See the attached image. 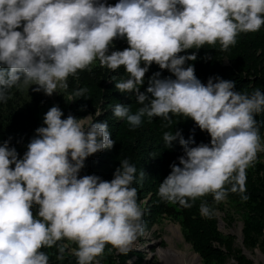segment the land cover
<instances>
[{"label":"clouds","instance_id":"clouds-1","mask_svg":"<svg viewBox=\"0 0 264 264\" xmlns=\"http://www.w3.org/2000/svg\"><path fill=\"white\" fill-rule=\"evenodd\" d=\"M262 27L264 0H0V103L13 88L67 92L68 78L91 71L96 61L113 73L123 67L126 78L111 80L119 92L135 93L142 107L132 113L118 103L114 117L135 129L144 117L169 127L183 116L211 137L210 144L190 146L180 131L163 133L164 146L179 139L185 155L159 184L161 200L191 208L190 200L211 195L220 204L231 192L247 201L246 170L264 153L256 119L264 91H237L222 78L204 84L193 65L185 66L197 55L181 53L217 43L226 52L240 34ZM117 39L128 47L111 50ZM154 63L175 78L157 71L141 91ZM87 91L76 89L66 100ZM63 116L58 106L47 111L46 126L36 129L22 158L10 140L0 143V264H50L42 249L53 247L57 261L72 255L76 264H100L107 246L127 254L144 234L134 164L121 160L110 181L80 176L88 157L114 147L107 120L86 126L92 116ZM145 175L139 173L141 181ZM199 212L215 215L207 201Z\"/></svg>","mask_w":264,"mask_h":264},{"label":"trees","instance_id":"trees-1","mask_svg":"<svg viewBox=\"0 0 264 264\" xmlns=\"http://www.w3.org/2000/svg\"><path fill=\"white\" fill-rule=\"evenodd\" d=\"M117 2L118 0H107V3L111 5ZM259 49L264 53V27L259 32L240 34L237 38V44L230 47L226 52L221 51L220 45L217 43L215 46L205 45L199 50L191 49L186 53H181V55L193 53L197 55L195 61H188L185 66L193 65L197 78L204 84H207L210 78L214 81L217 78H222L233 81L237 91L251 93L254 88L264 91V69L260 64L259 54H256ZM224 59H227L228 62L224 63ZM157 71L162 70L154 63L146 74L145 84L141 91H146L148 78ZM113 76L117 80L126 78L123 67L117 73H113L107 68L98 74L80 73L76 81L69 84L67 90L70 95L76 89H88L83 98H76V100L68 102L64 113L65 118L68 115L84 118L91 114L93 116L91 122L107 120L111 139L115 141L112 149H105L88 157L80 176L97 175L110 181L114 178V172L120 166V161L128 159L137 168L136 182L133 186L138 189V201L144 209L145 229L154 224L159 216L165 214L179 221L185 240L200 255L203 264L212 261L215 264H226L228 256L233 252L239 254L236 255V258L240 264H253V260L242 253L241 247L233 246L231 236L226 239L220 237L215 215L211 219L200 215L199 206L201 202L207 201L211 207H214L211 195L198 198L194 202L190 200L189 203L193 204L191 208L169 204L158 196L159 184L172 170L170 165L179 164L178 158L185 155L179 139L173 142L172 148H166L162 138L163 133L165 131L173 133L180 131L183 137L190 141V146H198L201 143L210 144V135L206 131H202L191 118L183 116L173 117L169 127H164L167 121L162 118L156 117L149 122L148 118L144 117L142 125L132 129L126 121L119 120L112 115V108L121 103L130 106L131 112L135 113L142 105L137 103L135 93H121L116 90L115 81L111 80ZM162 76L175 78L167 70L162 71ZM15 90L16 88H13L11 93ZM6 104L0 103V111ZM97 110L102 113L98 117L96 116ZM256 119L262 135L264 132V112L257 114ZM192 140L195 141L194 144L191 143ZM27 145L21 144V146L14 147L21 158L27 151ZM263 167L264 165L258 156L254 165L246 170L245 194L249 199L243 202L247 204L250 210L243 227L246 246L255 244V239L263 233L264 181L258 177ZM141 171L146 173L143 181L139 178ZM257 181L260 182V186H258ZM228 197L241 200L239 193L229 192ZM214 242L223 245L224 249L215 245ZM71 247L75 248L76 245L73 244ZM42 250L49 254L50 264H76V258L72 255H67L63 261H57L55 259L57 254L55 247ZM131 252L132 250L123 254L109 245L106 247L103 257L100 258V262L123 264L131 256ZM141 258L142 256L139 260Z\"/></svg>","mask_w":264,"mask_h":264},{"label":"rangeland","instance_id":"rangeland-1","mask_svg":"<svg viewBox=\"0 0 264 264\" xmlns=\"http://www.w3.org/2000/svg\"><path fill=\"white\" fill-rule=\"evenodd\" d=\"M114 43L115 47L111 50H123L128 47L125 39H117ZM256 54H259L261 59L260 64L264 69V53L259 49ZM227 62L228 60L224 59V63ZM103 70L104 68L99 67V62L96 61L91 66V71L85 70L78 72L76 77L70 76L68 78V84L76 81L80 73L98 74ZM35 87L33 85L31 89H16L11 93V99L0 111V143L10 140L9 147L28 144L36 135V129L41 126H46L43 124V118L51 107L58 106L65 113L66 106L69 102L66 100L69 95L68 92H57L52 96H47L43 92H35L33 90ZM88 116L92 115L88 114L85 117ZM62 118H65V115ZM90 122L89 120H85V125ZM261 136L264 138V132ZM258 156L264 165V153H260ZM258 177L264 181V167L259 172ZM257 184L258 186L261 185L259 181H257ZM213 208L215 209L220 237L226 239L231 236L233 238V246L236 248L241 247L242 253L246 257L251 258L253 264H264V228L263 233L255 239V244L251 246L244 244L243 227L250 212L247 204L239 199L227 197L226 201L220 204L214 203ZM170 225H178L180 227L182 239L172 237V241L170 240L172 236V233L168 230ZM214 243L224 249L223 245L218 242ZM174 245L178 249L185 251L189 250L188 245H190L192 252L198 255L192 249L191 244L185 240L179 221L174 217L163 214L148 229H145L144 234L134 243L131 256L123 264H177L173 257L163 255L164 251L169 250ZM236 255L239 254L236 252L230 254L226 264H240ZM140 256H142L141 260H139ZM199 258L200 264H203L201 257ZM100 264L115 263L102 261ZM208 264L215 263L212 261Z\"/></svg>","mask_w":264,"mask_h":264},{"label":"bare ground","instance_id":"bare-ground-1","mask_svg":"<svg viewBox=\"0 0 264 264\" xmlns=\"http://www.w3.org/2000/svg\"><path fill=\"white\" fill-rule=\"evenodd\" d=\"M168 230L172 233L170 237L172 241V237L177 239H182V233L180 227L178 225H170ZM188 251L183 249H178L175 245L171 247L169 250L164 251V256L173 257L177 264H200V258L198 255L192 252L190 245H188Z\"/></svg>","mask_w":264,"mask_h":264},{"label":"water","instance_id":"water-1","mask_svg":"<svg viewBox=\"0 0 264 264\" xmlns=\"http://www.w3.org/2000/svg\"><path fill=\"white\" fill-rule=\"evenodd\" d=\"M198 256L200 257V255L198 254Z\"/></svg>","mask_w":264,"mask_h":264}]
</instances>
